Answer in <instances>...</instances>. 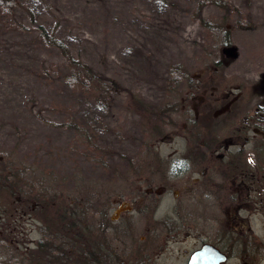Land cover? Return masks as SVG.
Masks as SVG:
<instances>
[{"label":"rangeland","instance_id":"1","mask_svg":"<svg viewBox=\"0 0 264 264\" xmlns=\"http://www.w3.org/2000/svg\"><path fill=\"white\" fill-rule=\"evenodd\" d=\"M17 3L0 6V172L16 192H0V264H92L79 240L94 242L95 192L128 185L112 167L175 148V98L188 86L199 87L192 103L214 85L264 86V0ZM36 8L116 82L109 102L68 83Z\"/></svg>","mask_w":264,"mask_h":264},{"label":"flooded vegetation","instance_id":"2","mask_svg":"<svg viewBox=\"0 0 264 264\" xmlns=\"http://www.w3.org/2000/svg\"><path fill=\"white\" fill-rule=\"evenodd\" d=\"M251 87L214 85L192 103L199 87L188 86L175 98V148L112 167L129 183L95 192L94 242L81 258L264 264V86Z\"/></svg>","mask_w":264,"mask_h":264},{"label":"trees","instance_id":"3","mask_svg":"<svg viewBox=\"0 0 264 264\" xmlns=\"http://www.w3.org/2000/svg\"><path fill=\"white\" fill-rule=\"evenodd\" d=\"M24 2L25 0H0V6H6L9 4L16 5L18 2ZM17 3V4H18ZM219 6V4H217ZM43 11L39 12L36 8V12L33 11L32 16L34 18V23H37L38 28L40 30V37L42 41H44L48 45H52L53 47H57L61 49L64 53V57L67 61V67L69 68V71L71 72L68 76V83L70 85H77L78 89H80L84 93H90L91 96H93V93L96 95L94 100H97L99 103H107L111 100V96L118 91L117 84L115 81L107 79L103 76H100L99 74L95 73L92 68H90L85 62H83L80 57H76L70 48V42L67 40V43L59 38L58 29L53 22L50 21V24L46 23H40L38 22L39 16ZM73 81V83H72ZM74 85V86H75ZM101 103V104H103ZM108 104L103 105V108L106 107ZM12 174H9V170L5 171L2 170L0 172V192L3 190H9L10 197L9 200H11L13 197H16L15 192V185L11 186L9 185V180L12 179ZM12 181V180H10ZM10 186V187H9ZM14 188V189H13ZM74 199V198H73ZM15 199H12V201ZM82 244H86V241H83L82 239L79 240ZM45 245V243L43 242ZM80 246V245H79Z\"/></svg>","mask_w":264,"mask_h":264},{"label":"water","instance_id":"4","mask_svg":"<svg viewBox=\"0 0 264 264\" xmlns=\"http://www.w3.org/2000/svg\"><path fill=\"white\" fill-rule=\"evenodd\" d=\"M229 53H230L229 51L226 52V54H229ZM230 55H233V53H230Z\"/></svg>","mask_w":264,"mask_h":264}]
</instances>
